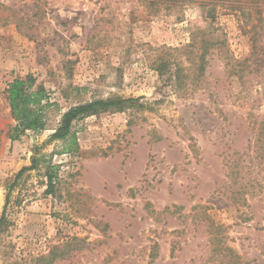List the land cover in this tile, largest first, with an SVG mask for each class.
<instances>
[{"label":"rangeland","instance_id":"rangeland-1","mask_svg":"<svg viewBox=\"0 0 264 264\" xmlns=\"http://www.w3.org/2000/svg\"><path fill=\"white\" fill-rule=\"evenodd\" d=\"M28 74L58 107L12 141ZM109 97L140 101L50 141ZM3 213L0 264H264V0H0Z\"/></svg>","mask_w":264,"mask_h":264},{"label":"trees","instance_id":"trees-1","mask_svg":"<svg viewBox=\"0 0 264 264\" xmlns=\"http://www.w3.org/2000/svg\"><path fill=\"white\" fill-rule=\"evenodd\" d=\"M179 79L180 77L177 76ZM8 101L11 108V116L16 121L15 127L10 132L12 141L18 140L28 131L43 133L48 129L51 117L50 109L58 107L57 103L52 102L50 94L46 87L37 84V79L33 74L25 77L15 78L8 84ZM140 99L109 97L107 99H97L86 103L70 107L67 111L60 114V121L54 133L50 136L52 142H63L68 145L64 154L73 153L78 149L77 133L74 131V124L87 117L95 116L106 112H124L134 104H138ZM46 160L44 156L35 154L32 157V165L23 168L17 175L15 183L25 173L37 170L41 161ZM47 166V189L46 194L51 195L54 192V181L58 173V167L53 165L52 158L44 162ZM8 204V196H7ZM6 204V206H7ZM5 206V207H6ZM5 220V213L0 219V233L2 224ZM56 253L52 251L48 256L41 257L39 260L44 264H51ZM62 256V254H61Z\"/></svg>","mask_w":264,"mask_h":264},{"label":"crops","instance_id":"crops-1","mask_svg":"<svg viewBox=\"0 0 264 264\" xmlns=\"http://www.w3.org/2000/svg\"><path fill=\"white\" fill-rule=\"evenodd\" d=\"M25 1H30V2H32L33 4H35V0H25ZM49 1H51V0H49ZM3 25H4V23H3ZM3 25H2V27H3V31H4V33H5V31H6L7 36L10 35V33H11L10 30L12 31V34H14V32H13L12 29L15 28V30H17V29H16V27H17L16 25L9 24V23H8V26H6V27H4Z\"/></svg>","mask_w":264,"mask_h":264}]
</instances>
